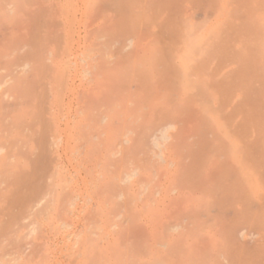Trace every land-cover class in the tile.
I'll return each mask as SVG.
<instances>
[{
	"label": "rangeland",
	"instance_id": "374dc122",
	"mask_svg": "<svg viewBox=\"0 0 264 264\" xmlns=\"http://www.w3.org/2000/svg\"><path fill=\"white\" fill-rule=\"evenodd\" d=\"M8 1L9 3L14 2L9 4L10 6H13V12L11 8V11H9L8 8V10L6 8V10H4L1 6L0 8L3 10L2 13L0 10V20L3 19V17L9 16L11 14V16H9L10 20L8 17H6L8 19H3L5 21L9 20L6 21L5 25L10 29L13 26L12 24H14L13 22L17 21L15 23L17 25L20 24L17 26L20 30L15 31L17 28L14 24L15 27H13L15 29L12 28L13 30L11 29V32L7 27H5L4 24H2V20L0 21V24L2 25H0L2 27V29L0 27V57L2 58L5 56V58L10 60L8 61L9 63L7 65L9 67L4 68L6 64L4 66H0V85H2L0 90V100L5 99L3 104L0 106V149L1 147L2 150L4 148L2 153H0V264H156L157 260L153 254V234L150 229H146V227L150 228L148 224H151L149 222H152L154 217L153 210L144 209L145 211L142 212L143 209L142 211L141 209H138V211L137 209H134L135 198H131V196L127 195V191L125 190L123 191L125 194L124 199H120V201H118L119 203H117V200L119 199V197H117L119 196L118 189L111 188L113 190L111 191L110 195V193H108L110 191V187L105 186L104 188V185H106L105 183L96 181L95 178V180H93L94 182L90 181L93 179V176L96 177V175L88 172L91 169V166L95 163L94 158H96L97 153H93L92 156L94 157L91 156V158L89 150L91 151V148L92 150L95 149L94 146L97 145L98 142L97 140H91L93 136H97V129L99 127L101 129L103 125L98 123L100 126H97L95 121H91V118L90 120L86 117L87 115L90 116L92 113H96V111L100 114L102 112L101 109H98V106H96L97 109L94 107L98 104L102 105L105 100L103 101L102 99V102L93 104L90 101L86 102V100H83L86 99L84 94L88 95L87 98L94 97L93 95H97L98 97L101 95L100 98L105 99V94L107 93L105 90L110 85H108V83L112 82L114 85L115 82L116 84L119 83L120 76L117 77L119 75L117 74L116 78L114 77L115 79H113L114 81L105 82L106 84L101 82L100 86L98 85L100 87L99 88L97 83L95 84L91 78V76L95 74L96 70L92 71V75H89L90 77L84 76V72L86 70H90L92 67L90 62L91 57H94L95 55H101L103 57L104 54H101L103 52L105 53V49L103 50V48L108 49L111 45L112 47L110 50L112 48L113 50L116 48L115 51H117L118 47L114 46L117 43H113L116 41L118 42V38L124 39L125 37L126 39L125 35H127V38L129 39H133L134 41L137 39V43L138 39H141L139 41L143 42L145 39L150 38L153 35H156V37L159 39L157 45L151 46V49L146 50V53L141 54L145 57L139 55L138 59L140 60L137 59V56L136 60H138L141 64L144 58L146 60L147 58H150V56L152 58L154 55L155 57L153 56L154 59L152 58V60L158 65H162L161 67L165 66L164 69L160 67L161 70H159V68L158 70H151L150 68V71H148L146 70V68H149L148 66L146 67L144 64H141V67H139V64L133 65V62H130L133 65L130 66L131 64L129 63V60H126L127 62L125 61V63L122 61L123 63H121V65L117 64L118 60H122V58H117L119 55L113 50V52L111 51V54L109 55H113V57L116 58L114 63H112L113 60L112 62L109 61L110 56H108L109 60L107 58V53L109 52H106V55H104L107 62H110V65L108 64V68H114L117 64L119 66L116 67L118 70L122 69L124 66L122 70H125L121 71L124 72V75H126L128 72L129 74L127 75L128 78L126 79L122 77L123 75H121V79H123L120 80L121 83L117 84L119 87L117 86L114 88L116 103L121 100L124 102L121 101L119 102L120 104H117L118 106L114 105V107H112L109 103L106 104L108 102L107 101L105 106L102 105L99 107L103 108L104 110L110 106L111 109L115 107L117 109L119 108L117 115H115V118L117 116L118 120V116L120 117V115L127 113L126 117L121 116L120 118H126L123 120V122L122 120H119L120 123L118 126L121 130L119 132V128L117 126V140L121 139L119 141H122L127 138L128 140H132V136L134 137V133L136 131V126L133 123L138 121H140V123L143 122L141 121L144 120L142 118V114L144 118L148 116L149 110H147V106H150V102H153L152 100L155 97L154 83L152 81L154 76L153 74L157 72L155 76H157V79H159L157 85L160 87V89H163V92H161L162 95L165 96L166 99H169L170 103L178 102V97L175 96V93L180 89L179 87L181 86V77L179 75L178 68H176L170 55L173 53L172 51H174V49L172 47H166L165 50V39H176L179 36L188 33L190 28L194 29V32L198 35L201 33L205 37L211 36L216 39L215 42H204L198 47H207L213 52H218V54L220 53L221 59L229 61L227 63L230 65L229 68L225 69L223 75L220 76L218 82H216L217 84L214 85L216 89L212 94L203 93V90L198 88L187 95V98L196 101L198 104L197 106H194L195 111L197 112V114L195 113L194 119L197 120V126L199 125L197 146H208V148H210L209 146H218L217 148L223 147L226 150L228 148L235 152L238 159L241 158L242 151L244 149H246L248 152L247 168L249 180L245 189L248 191L245 192L248 195L243 194L244 192L242 191L244 190V186L243 190L240 186L241 189L237 190L238 192L241 190L242 194L238 193L236 195L237 198H233L237 201H232L234 208L236 209L237 207L236 210L232 208V202L230 204L223 202L225 203L223 206H221L222 203L217 202V204H219H216L213 210H219L220 213L225 212L230 215L237 213L240 223L242 222V225L247 227V229L249 228L248 232L250 231V233L257 236L245 246L244 244H241L240 247H233L229 249L230 251H227L228 253L230 252L228 254L230 256L234 254L232 257L233 261L231 260L233 264H238L240 261L242 264H264V0ZM5 2H3L5 5L2 4L3 6L8 5L6 4L7 2ZM182 9L187 11L186 15H191L196 12L198 18L187 19L188 21L185 23V19L183 20L184 12ZM7 12H12L13 14L16 12V15H12V13L9 14ZM5 30L10 31L6 33L8 36H2L6 35ZM139 32L143 34V37H145V35L148 37L138 38V34H140ZM135 34H137V38H135ZM142 34L139 36H142ZM100 35H102L103 38H106H100ZM132 35L134 37H132ZM97 36H100V39H97L98 44L104 40L111 42H109L108 45V43L104 41L107 43L108 48L105 46L106 43L103 44V42V45L100 44V47L102 48L100 51L98 50V47L94 49V46H96L95 44L97 43H95L94 46L92 44L96 40L95 37ZM13 41L18 42L17 45L19 48H17V45L14 47L16 43ZM22 43L25 45L24 47L22 46ZM90 43L92 47L90 46L89 49H93L87 53L86 49ZM10 47L12 48L10 49ZM162 47H164V49H160ZM15 48L19 49L20 51L16 50ZM21 49L25 53H23ZM151 50L156 51L154 52ZM8 51L11 56L7 57V54L4 53H8ZM46 52L48 54L45 58H47L48 61L44 59V54ZM78 52L82 54H79ZM83 52H86L87 55H85L86 53L83 54ZM17 53H19V55L21 53L20 56L22 57L17 55ZM38 53L41 54L39 55ZM76 53L79 56L74 59ZM164 53L165 55H162ZM49 54L50 56H48ZM42 55L43 57L41 58L43 59L39 57ZM83 55H85V58ZM29 57L32 60H30ZM140 57L143 59L141 60ZM15 58H17V60ZM80 58L85 62H82ZM41 60H44L45 62H42ZM106 60H104L103 63L106 62ZM26 61L28 65L29 62L32 65H29L30 67L27 70H24V72H28L27 74L22 71L23 73L21 75V70H19L21 67L19 66L26 65ZM70 61L71 63H75V65L72 64L71 66V63H67ZM115 61H117L116 64ZM11 62H13L14 65H12ZM46 62L48 63L46 64ZM81 62L85 63L82 65L86 68L82 67ZM165 64L169 66H166ZM241 64L243 65V68H245L248 79V93L246 99H244L243 94L240 92V96L236 95V93H238V89L236 87L239 85L238 84L236 86V81L240 80L239 73L242 72ZM70 66L76 69L74 70ZM101 71L103 70L101 69ZM119 71H116L115 69L114 74L116 75V72L119 73ZM74 72L77 74V76L74 77L76 79L73 78L75 75ZM132 73H134V76H140V78L142 76L144 80L137 77L136 78L139 80L133 78ZM82 74L84 78L82 77ZM148 74H151V80L149 79L150 76ZM71 75L72 79L70 77ZM20 77L22 81H20ZM197 77L194 76L191 77V79L195 81L199 80L198 82L205 81V77L202 76V73H199ZM202 77L203 81L200 80ZM9 79H12V83L14 84L10 83L8 81ZM73 79L75 81H72ZM6 81L10 84L6 83ZM130 82H132V84L133 82L136 83L132 85ZM4 83L7 86H5ZM14 85L17 86L16 88L20 91V93L18 91L19 94L16 93L17 90L16 88L14 89ZM76 85H79L80 87L77 88ZM87 85L88 87H85ZM110 88L109 91H111ZM120 88H123V90ZM7 91H9V93ZM3 92L5 95L9 94V98L6 97L10 99L9 101H6V98H4L5 95L1 99ZM10 92L12 93V97L10 96ZM80 92H82L83 96L80 95ZM91 92L92 94H90ZM119 93L122 96L119 95ZM24 94H26L25 99L21 100L18 98V96H24ZM13 95H15V98ZM214 96L217 100H214ZM16 98L19 101L15 100ZM127 99L129 101H126ZM135 99L137 104L134 102ZM182 99L186 100V98ZM1 103L2 101H0V104ZM61 103L66 106L63 108ZM82 103L86 104L83 105ZM89 103L91 104L89 105ZM59 104H61V106H59ZM77 104L79 106H77ZM132 104L133 106L138 105L139 108L133 107ZM87 105L89 107H87ZM143 105L147 106L144 107ZM66 107L67 109L70 108V110H67ZM120 107L121 109L124 107L122 112L125 111L126 113H121ZM133 108L135 109L131 111ZM190 108L192 111H194L193 106ZM107 110L106 112L108 113ZM136 111L138 114L135 113ZM142 111L143 113H141ZM144 114H146V116ZM186 114L188 117V113ZM127 118L130 119L131 122L128 121ZM68 119L71 121L68 122ZM77 120H80L81 123ZM168 125L174 126L167 129L168 136L174 135L181 127L179 119H176L172 116H168L156 121L154 127L157 129L159 127H167ZM71 128L73 130H71ZM84 131L87 132L89 136L86 135L87 133ZM81 132L84 134L81 138H79V135H81L79 133ZM90 132H93V134ZM71 133L72 136L70 137ZM59 137L62 138L59 139ZM65 137L72 138L69 140L70 143L68 139H65ZM82 138L84 143L82 142ZM65 140L68 143V146H66L67 143H65ZM73 140L74 142H72ZM85 141H88V143ZM57 143L59 144V147H56ZM69 144L71 146H69ZM60 145L65 147L63 148ZM89 147L91 148L87 150ZM65 148H67V151H65ZM77 149L82 155L78 153ZM202 149L198 147L196 150L197 152L194 150L192 154L194 155V162H196V164L190 163L191 165L189 164V166L192 168H188L187 172L183 168L182 172H185L178 176L177 179L179 182L185 179L184 174L189 180L194 174L193 168L198 166L201 161L203 162V159L198 157L201 156L200 154ZM224 149L223 151L225 154ZM76 151L77 153H75ZM233 151L229 150L228 152H230V154L227 153L226 155L230 156ZM87 153H89V155L84 157V155ZM217 154L220 153L218 152ZM75 155H77L78 158ZM214 155H216V153L212 154V156ZM197 161H199V163ZM86 164L89 166V168L86 166ZM186 164L188 163L185 162L184 166ZM122 166L126 167H121L122 170L124 169L123 171L126 172H131L134 168L131 165L128 166L124 163ZM82 168L86 169L83 170ZM87 170L88 172H86ZM259 171L261 173L263 172V176L258 173ZM144 172L141 173L140 178H145V182H151L148 180V176L151 172ZM78 173H80V176H77ZM175 181L176 179H172L171 183H166V181H164V187L172 188L177 186L179 182H176V184ZM83 182H87L88 184H83ZM183 182H185V180ZM159 184V182L153 181L149 184L152 186H149L150 189L147 194L148 197L150 196V199L148 198L149 202H152V197L155 195L154 190H158ZM91 185L93 187H91ZM97 186H100L102 191L104 190L103 193L97 191L98 197L92 192L94 191L96 193V190H100ZM107 188H109L108 192H106ZM104 192L106 193L104 194ZM221 192H223V187L217 188L216 192L213 194H217L218 196L220 194L221 197H224V193L221 195ZM107 193L110 195V198H108V195H106ZM239 194L243 195V198L241 195L240 197L244 200L247 198V196L250 198H247L242 203L243 200L241 198L240 199L242 201L239 199ZM126 196H129L130 199H128L129 197L127 198ZM251 198L252 200L250 202L249 200ZM87 200L91 204H89ZM93 200H95V202ZM110 200L115 202L113 203ZM201 200L199 201L201 204H203ZM109 201L112 202V204ZM204 201L206 202L207 200H203V202ZM225 201H228V199ZM38 202L41 204L40 207H37L39 204ZM97 202H99V205ZM105 202H107V207H109L108 209L104 207L106 205ZM200 203L199 205H201ZM92 204L95 205L93 206ZM250 204L252 206H250ZM97 205L98 208L96 207ZM108 205H112V207ZM101 206V212H99L100 210H96L101 209ZM200 207L202 210H204L202 206ZM244 207L245 209L247 208L245 215H252L250 221L251 224L250 222L248 223V220L244 222L240 218V212L238 213V211L244 209ZM93 208L94 211L92 212L91 210H93ZM105 209L109 212H106ZM224 209L225 211H223ZM170 210L172 212V209L170 208L163 210L164 214H167L165 216V222L166 220L169 221L168 219H170L172 215V213L169 212ZM139 211L141 213H139ZM203 214H206V211ZM220 216H223V214L221 213ZM143 223L146 227L143 225ZM141 225H143L144 228L143 226L141 228ZM202 232V234H206L205 231ZM211 234L214 236V233ZM221 236L222 235L219 236L218 234L213 238L219 239L220 237V242L222 243V241L225 240H223L224 237L222 238ZM138 237L142 241L139 240L140 242H138ZM165 238L166 236L163 238V240ZM216 241L220 243L219 240ZM216 264L221 263L217 262Z\"/></svg>",
	"mask_w": 264,
	"mask_h": 264
},
{
	"label": "bare ground",
	"instance_id": "6f19581e",
	"mask_svg": "<svg viewBox=\"0 0 264 264\" xmlns=\"http://www.w3.org/2000/svg\"><path fill=\"white\" fill-rule=\"evenodd\" d=\"M11 1V0H10ZM21 1V0H19ZM23 1V0H22ZM1 5L0 7L2 6V8L4 10H6L7 8L10 10V8L12 9L13 6H10L9 4L10 3H14V2H10L8 0H5L4 1H1ZM3 2H5L6 4H8L7 6H3L5 5ZM17 2V1H15ZM3 4V5H2ZM13 5V4H11ZM15 6V5H14ZM2 8H0L1 10V13H2ZM6 8V9H5ZM192 8V7H191ZM7 9V10H8ZM15 10V9H14ZM17 11V10H16ZM23 11V10H22ZM182 11L184 12L183 13V20L185 23H187V19H197L198 18V15L195 13L191 14V15H186V10L185 9H182ZM12 12H13V9H12ZM12 12H7V13H12ZM6 13V12H5ZM4 14V13H3ZM1 14V15H3ZM8 14V15H9ZM12 15H16V12ZM11 16V14L9 15ZM9 16H6L9 18ZM6 17H3L6 18ZM6 18V19H8ZM2 20V24H6V21H9V20ZM0 20V21H1ZM122 20V19H121ZM21 21V20H19ZM96 21V20H95ZM17 22V21H15ZM15 22H13L16 26L17 29H15L14 27V24H12L13 26L9 29V27H7L5 25V27H7L10 31L12 28L16 30H20L17 26ZM1 23V22H0ZM106 24H108L107 22H105ZM27 24V23H26ZM1 25V24H0ZM8 25V24H7ZM29 25V24H27ZM189 25V24H188ZM2 26V25H1ZM0 26V27H1ZM10 26V25H9ZM26 26V25H25ZM102 26V25H101ZM112 26V25H111ZM27 27V26H26ZM124 27V26H123ZM21 28V27H20ZM63 28V27H62ZM105 28V27H104ZM103 28V29H104ZM136 28V27H135ZM2 29V27H1ZM4 29V27H3ZM49 29V28H48ZM55 29V28H54ZM53 29V30H54ZM113 29V28H112ZM9 30H5V34L8 33ZM13 30V29H12ZM59 30V29H58ZM118 30H121V29H118ZM123 30V29H122ZM136 30V29H135ZM9 31V32H10ZM101 31V30H100ZM99 31V32H100ZM106 31V30H105ZM114 31V30H113ZM126 31V30H125ZM123 31V32H125ZM134 31V30H133ZM12 32V31H11ZM45 32V31H44ZM47 32V31H46ZM98 32V33H99ZM102 32V31H101ZM100 32V33H101ZM111 32V31H110ZM119 32V31H118ZM117 32V33H118ZM122 32V33H123ZM99 33V34H100ZM109 33V32H108ZM128 33V32H127ZM136 33V32H134ZM140 34H142L141 32H139ZM97 34V33H96ZM121 34V33H120ZM138 34V33H137ZM137 34H135V38H137ZM140 34H138V38H145L143 37V34L142 36H139ZM112 35V34H111ZM122 35V34H121ZM124 35V34H123ZM2 36H8V34L6 35H2ZM88 36V35H87ZM101 36V37H100ZM100 36H97L95 37L96 40L93 42V46L95 43L98 42V40L100 38H103L102 35ZM126 36V39L124 37V39H119L118 38V42H114L113 44H115L114 46L118 47L117 48V51L116 48L113 50V48L110 50V48L112 47L110 45V47L108 48V45H109V42L108 45L106 42L104 41H100L101 45L105 44V46H107L108 49L106 48H103V50L105 51V53H101V54H104L106 55V52H109L107 53V58L108 56H110L109 54H111L110 52L113 50L116 52V54H118L120 58H122V60H118L115 61V64L117 62V64H120L123 63L122 61H125L126 60H129V63L130 62H133V65H138L139 67H141L140 65L141 64H144L146 67L148 66L149 68L146 70L150 71L149 69L151 68L152 69H156L158 70H161L164 69L165 66L161 67L162 65H158L156 62H154L150 56V58H147V55H146V60L144 58V60H142L143 58H141L142 62L140 64V62L138 60V56L141 55L142 53H146V50H149L151 49L153 45H157L158 44V38L156 37V35H153L151 36L150 38H147L145 39L143 42L142 41H139L141 39H138V43L136 41H134L133 39H129L127 38L128 36ZM100 37V38H99ZM108 37V36H107ZM111 37V36H110ZM122 37V36H121ZM132 37H134L132 35ZM164 37V36H162ZM24 38V37H23ZM99 38V39H98ZM106 37H104L103 39H105ZM160 38V37H159ZM25 39V38H24ZM98 39V40H97ZM108 39V38H107ZM168 39V40H167ZM111 40V39H110ZM4 41V40H3ZM16 41V40H15ZM13 41V42H15ZM112 41V40H111ZM216 39H214L213 37L211 36H207L205 37L203 34H196L194 32V29L190 28L189 29V32L186 33V34H183L181 36H179L178 38L176 39H169V38H166L165 39V50H166V47L167 48H170L172 47L174 49V51H172L173 53H171V57H172V60H173V63L175 64L176 68H178V71H179V75L181 77V86L179 87V91L175 93V96L178 97V102L177 103H170L169 99H166L165 96L162 95L161 92H163V89H160V87L157 85L158 83V80L157 79L158 77L155 76V74H153V78H152V81L154 83V91H155V97L153 98V102H150V106L146 105L147 106V110L148 111V116L146 118L143 117V114H142V118L144 120H141L143 121L142 123H140V121L136 122V123H133L135 126H136V131L134 133V137L132 136V140H128L125 139V140H122V141H119L121 139H118L117 140V136H118V131L117 129L119 128L118 124L120 123L119 120H125L126 118H123L124 116L126 117V112H122L124 110V107H122L123 109H121V113H126V114H122L120 115V117L118 116L119 120L117 119V116L115 118V115H117L118 113V110L119 108L117 109L116 107L111 109V106L114 107V105H117V104H120L119 102L123 101H119L116 103V98H115V94H114V91L119 83H121L120 80L121 79V75H123L122 77H124L125 79L128 78L127 75L129 74V72L124 75V70L123 67L122 69H117L116 67L118 66L117 64L115 65L116 67L114 68H108L109 67V61L113 62L114 63V60H116V58L113 57V55H111L109 58H108V62L105 58V56L103 55V57L101 55H95L94 57H91L90 58V62H91V65L92 67L90 68V70H86L84 73V76H88L90 77L89 75H92V71L93 70H96L95 71V74L93 76H91L93 82L96 84L97 83V86L101 84V82H109V81H114L113 79L116 78L117 74H119L117 77L120 76V80H119V83L116 84L115 82V85L114 83H108L109 87L105 90V92H107L105 94V99L104 98H100V96L98 97L97 95H93L94 97H90V98H87L88 95L84 94L85 95V98L86 99H83V100H86L87 101H90L91 103H100L102 102L101 100L103 99V101L105 100V102L102 104V105H106V104H110L111 106L110 107H107V110L108 113L106 112V110H104L103 108L99 107V106H102L100 104L98 105H95L94 108L97 109L96 106H98V109L100 108L101 109V113L99 114V112L96 111V113H92L90 116L87 115V119H90L91 121H95L97 123V126H100V125H103V127L100 129V127L97 129L98 130V133L97 136H93L92 137V140L91 141H95L97 140V145L94 146L95 149L92 150L91 147H93L92 145H90L91 147H89L87 150H89L91 148V151L89 150L90 152V157L93 155V153H97L96 155V158L95 159V163L94 165L91 166V169L86 171L88 173H91L93 175H96L93 176V179L90 180V181H93L96 179V181H101L102 183H105L106 185H104V188L105 186L107 187H110V191L108 192V189L106 190V192L110 193L111 195V191L113 189L111 188H114V189H118L119 191V199L117 200V203H119L118 201H120V199H124V190L127 191V195L131 196V198H135L134 199V209H138L144 212L145 210H153L154 212V217L152 219V222H149L151 224H148V227H146L143 223V225L146 227V229H150V231H152V234H153V240H154V257L155 259L157 260L156 264H216L217 262L221 263V264H233V260H232V256L228 255L229 253L227 251H230L229 249L230 248H233V247H240L241 244H244V246L248 243V242H251L253 239H255L257 236H255L254 234L250 233V231L248 232L249 228L247 229V227H245L244 225H242L243 223L241 222L240 223V220L238 218V214H233V215H230L228 213H225V212H221L223 214V216H220V212L219 210L217 211H214L213 208H215V205L217 204V202L219 203H222L221 206H223L225 203L227 204H230L232 201H237V200H234L233 198H237V194L238 193H241V190L238 192L237 189H241L243 190V186H244V190L246 189L247 187V184H248V152L246 149H244L242 151V156L240 159H238L236 157V154L233 150L231 149H224L223 147L221 148H217L218 146H209L210 148H208V146H197L198 142H197V134H198V128H199V125L197 126V120L194 119V116H195V113L197 114V112L195 111V108L194 106H197L198 104L196 103V101H193L192 99L190 98H187V95L191 92H193L195 89H198V88H201L203 90V93H213V91L216 89V87H214V85H216L218 82V79L220 78V76L223 75V73L225 72V69L229 68L230 65H228L227 62L229 61H226L224 59H221V56H220V53L218 54V52H213L210 48H207V47H198L200 44L202 43H211V42H215ZM47 42V41H46ZM104 42V43H103ZM15 46L18 44V42H15ZM57 43V42H56ZM103 43V44H102ZM111 43V42H110ZM23 44V43H22ZM100 44H95L96 46H94L96 49V47H98L99 51L102 49L100 47ZM112 44V45H113ZM14 45V44H13ZM33 45V44H32ZM98 45V46H97ZM18 46V45H17ZM23 47L25 46L24 44L22 45ZM31 46V45H30ZM43 46V45H42ZM52 46V45H51ZM91 46V43L90 45H88L87 49H89V47ZM22 47V49H23ZM33 47V46H31ZM92 47V46H91ZM12 47H10L11 49ZM19 48V46L17 47ZM41 48V47H40ZM16 49V48H15ZM21 49V50H22ZM39 49V48H38ZM71 49V48H70ZM86 49V52L88 53V51H92L93 48L87 50ZM154 49V48H153ZM156 49V48H155ZM160 49H164V47L160 48ZM13 50V49H12ZM16 50H19V49H16ZM32 50V49H31ZM60 50V49H59ZM58 50V51H59ZM158 50V48H157ZM20 51V50H19ZM45 51V50H44ZM47 51V50H46ZM99 51H96V52H99ZM112 51V52H113ZM151 51H156V50H151ZM162 51V50H161ZM2 52V51H1ZM14 52V51H13ZM23 53H25L23 50H22ZM21 52V53H22ZM56 52V51H55ZM85 52V53H86ZM95 52V53H96ZM4 53V52H3ZM9 53V51H8ZM8 53H4V54H7V57L8 56H11V54L9 55ZM20 53V55H21ZM44 53V52H43ZM79 53V52H78ZM83 52V54H85ZM87 53L85 55H87ZM91 53V52H89ZM1 54V53H0ZM3 54V55H4ZM14 54V53H13ZM35 54V53H34ZM39 54V53H38ZM41 54V53H40ZM39 54V55H40ZM48 53L46 52L44 55V59H46L48 61L46 57ZM55 54V53H54ZM79 54H82V53H79ZM93 54V52H92ZM99 54V53H98ZM115 54V53H113ZM15 55V54H14ZM17 55H19V53H17ZM19 55V56H20ZM52 55V54H51ZM58 55V53H57ZM85 55L84 58H85ZM91 55V54H90ZM145 55V54H144ZM162 55H165L162 54ZM50 56V54L48 55ZM77 56H79L77 53H76V56L74 59L77 58ZM82 56V57H83ZM89 56V54H88ZM115 56V57H116ZM136 56H137V59L136 60ZM143 56V55H141ZM14 57V56H13ZM12 57V58H13ZM22 57V56H20ZM38 57V56H37ZM40 58L43 57L42 56H39ZM69 57V56H68ZM81 57V58H82ZM131 57V58H130ZM145 57V56H143ZM155 57V56H154ZM3 58V59H2ZM0 57V66H4L6 64V66H4V68H7L9 66L8 65V60L7 58L4 57ZM25 58V57H24ZM34 58V57H33ZM39 58V59H40ZM50 58V57H49ZM80 58V60H81ZM105 58V59H104ZM17 60V58H15ZM28 59V58H27ZM30 60H32L30 57H29ZM35 59V58H34ZM33 59V60H34ZM43 59V58H41ZM54 59V58H53ZM52 59V61H53ZM106 60V62L103 63L104 60ZM124 59V60H123ZM154 59V58H153ZM156 59V58H155ZM70 60V59H69ZM89 60V58H88ZM36 61V60H35ZM42 61V60H41ZM66 61V60H65ZM75 61V60H73ZM78 61V60H77ZM82 61V60H81ZM168 61V60H167ZM166 61V62H167ZM42 62H45L44 60ZM51 62V61H50ZM80 62V61H79ZM82 62H85V61H82ZM81 62V65L85 64V63H82ZM86 62L88 63V61L86 60ZM89 62V64H90ZM127 62V61H126ZM135 62V63H134ZM139 62V63H138ZM12 65H14L13 62H11ZM48 62H46L47 64ZM67 63H71L70 62H67ZM66 64V63H65ZM75 65V63H71V66ZM78 64V63H76ZM103 64H106V65H103ZM109 64V65H108ZM131 64V63H130ZM162 64V63H161ZM171 64V63H170ZM29 65H32L30 62H29ZM27 64V61H26V65H22V66H19L21 67L19 70L20 71V74L22 75V73L24 72V70H27L30 66ZM79 65V64H78ZM77 65V66H78ZM82 65V67H83ZM113 65V66H114ZM123 65V64H122ZM126 65V64H125ZM132 64L130 66H133ZM166 65V64H165ZM44 66V65H43ZM50 66V65H49ZM70 66V67H71ZM112 66V67H113ZM137 66V67H138ZM166 66H169V65H166ZM242 66V72L239 73V76H240V80L236 81V88L238 89V93H236L237 96H240V93L243 94V97L244 99L247 98V83H248V79H247V74H246V71H245V68H243V65L241 64ZM39 67V66H38ZM85 67V66H84ZM83 67V68H84ZM119 67V66H118ZM138 67V68H139ZM144 67V66H143ZM161 67V68H160ZM44 68V67H43ZM53 68V67H52ZM68 68V67H67ZM73 68V67H71ZM70 68V69H71ZM86 68V67H85ZM145 68V67H144ZM74 70L76 68H73ZM78 69V67H77ZM101 69L103 71H101ZM113 71H112V70ZM116 69V71H119L116 72V75L114 74V70ZM130 69V68H129ZM18 70V71H19ZM50 70V69H49ZM79 70V69H78ZM166 70V69H165ZM23 71V72H22ZM53 71V70H52ZM64 71V70H63ZM98 71V72H97ZM133 71V69H132ZM146 71V72H148ZM3 72V71H2ZM66 72V70H65ZM73 72V71H72ZM78 72H83V71H78ZM97 72V73H96ZM4 73V72H3ZM26 73V71L24 72ZM28 73V72H27ZM26 73V74H27ZM71 73V72H70ZM121 73V74H120ZM199 73H202V76L205 77L204 78V82H198L199 80L195 81V80H192L191 77H194V76H198ZM1 74V73H0ZM18 74V72H17ZM25 74V75H26ZM73 74V73H72ZM74 76H77L76 72H74ZM133 74V78L137 79H142V76L140 78V76L138 77L137 75L134 76V73ZM20 75V76H21ZM24 75V76H25ZM65 75V74H64ZM149 75V74H148ZM147 75V76H148ZM151 75V74H150ZM149 75V76H150ZM205 75V76H204ZM19 76V74H18ZM28 76V75H27ZM32 76V75H31ZM83 74H82V77L84 78ZM146 76V78L148 79V77ZM63 77V76H62ZM71 79H72V75L70 76ZM81 77V79H82ZM115 77V78H114ZM137 77V78H136ZM203 77L202 80L203 81ZM10 78V76H9ZM23 78V77H22ZM151 78V76L149 77V79ZM1 79V78H0ZM15 79H16V76H15ZM19 79V78H17ZM21 79V77H20ZM76 79V78H74ZM72 80V81H75V80ZM79 79V78H77ZM80 79V80H81ZM108 81H107V80ZM137 79V80H139ZM198 79V77H197ZM6 80V79H5ZM70 80V78H69ZM86 80V79H85ZM91 80V79H90ZM141 80V81H142ZM151 80V79H150ZM149 80V82H150ZM10 83L13 82L12 79H9L8 80ZM16 81V80H15ZM19 81V80H18ZM22 81V79L20 80ZM140 81V82H141ZM187 81V82H186ZM6 81V83H9ZM69 82V81H68ZM78 82V81H77ZM85 82V81H83ZM137 82V81H136ZM136 82H133L136 83ZM139 82V83H140ZM9 83V84H10ZM17 83V82H16ZM99 83V84H98ZM132 84V82H130ZM142 83V82H141ZM152 83V82H151ZM14 84V83H12ZM78 84V83H77ZM83 84V83H82ZM106 84V83H105ZM132 84V85H133ZM5 85V83H4ZM16 85V84H15ZM14 85V86H15ZM18 85V84H17ZM92 85V84H91ZM114 85V86H112ZM7 86V85H5ZM75 86V85H74ZM73 86V88H74ZM77 86V85H76ZM90 86V85H89ZM98 86V87H99ZM103 86V85H102ZM111 86V88H110ZM4 87V86H3ZM17 86L14 87V89L16 88ZM69 87V86H68ZM80 87L79 85L77 86V88ZM84 87V86H83ZM85 87H88L85 86ZM97 87V88H98ZM119 87V86H118ZM122 87V86H120ZM153 87V86H152ZM2 88V85H0V90ZM72 88V87H71ZM72 88V89H73ZM100 88V87H99ZM109 88L111 89V91H109ZM126 88V87H125ZM13 89V90H14ZM70 89V87H69ZM76 89V88H75ZM123 90V88H120ZM17 90V91H16ZM16 93H18V89L16 88ZM71 90V89H70ZM69 90V91H70ZM76 91V90H75ZM5 92V91H4ZM2 93V97L1 99L3 98V96L5 95V93ZM9 93V91H7ZM103 92V91H102ZM100 92V93H102ZM240 92V93H239ZM14 93V92H13ZM20 93V91H19ZM18 93V94H19ZM71 93H74V92H71ZM82 95V92H80ZM149 93V92H148ZM63 94V93H62ZM77 94V93H76ZM88 94V93H87ZM92 94V92L90 93ZM153 94V93H151ZM9 94L5 95L4 98L8 97ZM12 95V93L10 92V96ZM21 95V94H20ZM25 95L24 96H18V98H20L21 100L25 99ZM28 95V94H27ZM115 95V96H114ZM118 95V93H117ZM119 95H121L119 93ZM14 98H15V95H13ZM66 96V95H65ZM69 96V95H68ZM83 96V95H82ZM104 96V95H103ZM109 96V97H108ZM122 96V95H121ZM12 97V96H11ZM74 97V96H73ZM80 97V96H79ZM9 98V97H8ZM6 98V101L10 100ZM109 98V99H108ZM182 98H186V100H183ZM214 100H217L215 99V96L213 97ZM82 99V98H81ZM143 99V98H142ZM190 99V100H189ZM15 100H18L17 98ZM141 100V99H140ZM180 100V101H179ZM2 101V103L0 104V106L3 104V101L4 100H0ZM12 101V100H11ZM19 101V100H18ZM64 101V100H63ZM62 101V103H63ZM72 101V100H71ZM108 101V102H107ZM126 101H129L128 99ZM85 102V101H84ZM107 102V103H106ZM124 102V101H123ZM133 102V100H132ZM131 102V103H132ZM134 102L136 103V99L134 100ZM133 102V103H134ZM246 102V100H245ZM244 102V103H245ZM61 103V104H62ZM74 103V102H73ZM89 103V105L91 104ZM106 103V104H105ZM126 103V102H125ZM130 103V102H128ZM204 103V101H203ZM61 104H59V106H61ZM68 104V102H67ZM70 104V102H69ZM83 105L86 104V103H82ZM127 104V103H126ZM137 104V103H136ZM246 104V103H245ZM63 105V104H62ZM82 105V106H83ZM66 106V105H65ZM63 105V108L65 107ZM77 106H79L77 104ZM76 106V107H77ZM80 106V107H82ZM93 106V105H92ZM91 106V108H92ZM109 106V105H107ZM118 106V105H117ZM120 106V105H119ZM123 106V104H122ZM125 106V105H124ZM133 106V104H132ZM144 106V105H143ZM144 106V107H146ZM193 106V109L194 111L191 110L190 107ZM246 106V105H245ZM68 107V105H67ZM66 107V109H67ZM71 107V106H69ZM87 107H89L87 105ZM133 107L137 108L138 105H134ZM142 107V108H144ZM135 108L131 109L134 110ZM139 108V107H138ZM74 109V108H73ZM77 109V108H76ZM82 109V108H81ZM104 111H103V110ZM67 110H70V108H68ZM130 110V109H129ZM127 110V111H129ZM66 111V110H65ZM75 111V110H74ZM78 111V110H76ZM81 111V110H80ZM86 111V110H85ZM90 111V110H89ZM100 111V110H99ZM130 111V112H131ZM140 111V110H139ZM145 111V110H143ZM143 111L141 113H143ZM61 112V111H60ZM64 112V111H63ZM72 112V111H70ZM83 112V111H81ZM88 112V111H87ZM104 112V114H103ZM107 114H106V113ZM120 112V111H119ZM120 113V114H121ZM129 113V112H128ZM136 114L137 111L135 112ZM188 113V117H187V114ZM69 114V113H68ZM147 114V113H146ZM146 114H144L146 116ZM70 115V114H69ZM72 115V113H71ZM59 116V115H58ZM121 116H123L122 118L123 119H120ZM168 116H172L176 119H179V122H180V128L179 130L172 136H168V133H167V129L169 128H172L174 126L172 125H168L167 127H159L157 129H155L154 125H155V122L158 121V120H161L165 117H168ZM66 117V116H64ZM68 117V115H67ZM74 117V116H73ZM133 118V117H132ZM81 119V118H79ZM188 119V120H187ZM69 120V119H68ZM67 120V121H68ZM85 120V119H84ZM128 121H130V119L127 118ZM132 120V119H131ZM71 120H69L68 122H70ZM74 121V120H73ZM80 122V120H77ZM125 122V121H124ZM131 122V121H130ZM129 122V123H130ZM81 123V122H80ZM85 123V122H84ZM98 123H101L100 125ZM83 124V123H82ZM88 124V123H87ZM123 124V123H122ZM60 125V124H59ZM68 125V124H67ZM77 125V124H76ZM121 125V124H120ZM157 125V124H156ZM66 126V125H65ZM69 126V125H68ZM67 126V127H68ZM78 126V125H77ZM93 126V125H92ZM96 126V125H94ZM118 126V128H117ZM74 127V126H73ZM72 127V128H73ZM76 127V126H75ZM82 127V126H81ZM88 127V126H87ZM59 128V127H58ZM71 128V130H73ZM93 128V127H92ZM92 128H91V131H92ZM96 128V127H95ZM86 129V128H84ZM68 130V128H67ZM96 130V129H95ZM120 128H119V132H120ZM77 131V130H76ZM66 132V131H65ZM85 132V131H84ZM87 133V132H85ZM91 134H93V132H90ZM131 133V132H130ZM64 134V133H63ZM78 134V133H77ZM76 134V135H77ZM81 135H79L81 138L82 135L84 133H79ZM88 135V133L86 134ZM85 135V136H86ZM61 136V135H60ZM72 136V133L70 135V137ZM78 136V135H77ZM84 136V137H85ZM89 136V135H88ZM124 136V135H123ZM66 138L65 139H68V141L72 138ZM74 137V135H73ZM62 138V137H59V139ZM75 138V137H74ZM78 138V137H76ZM78 138V139H79ZM58 139V141H59ZM117 140V141H116ZM77 141V140H76ZM90 141V140H89ZM57 142V141H56ZM61 142V141H60ZM59 142V143H60ZM74 142V140L72 141ZM78 142V141H77ZM82 142H83V138H82ZM86 143H88V141H85ZM65 143L66 140H65ZM70 143V141H69ZM84 143V142H83ZM85 143V144H86ZM91 143V142H89ZM95 143V142H94ZM62 144V143H60ZM75 144V143H73ZM92 144V143H91ZM96 144V143H95ZM59 144L57 143L56 144V147L58 146ZM62 146V145H60ZM66 146H68V143L66 144ZM69 146H71L69 144ZM87 146V145H86ZM85 146V147H86ZM59 147V146H58ZM63 147V146H62ZM65 147V146H64ZM63 147V148H64ZM74 147V146H73ZM78 147V146H77ZM84 147V146H82ZM200 147V149H203L201 150V156H198L200 158L203 159V162L201 161V163H199V161H197L199 164L198 166H194L195 168H193V175L192 177L188 180V178H186L185 174H184V180L185 182H183L184 180L180 181L177 179L179 175L183 174L185 171L182 172L183 168L186 170L187 172V169L188 168H192L191 166H189L190 163H195V158H194V155L192 154L194 152V150L196 151L197 148ZM76 148V147H75ZM58 149V148H57ZM67 151V148H65ZM86 149V148H85ZM190 149V150H189ZM223 149L225 150V154H224V151ZM4 150V148H3ZM2 147L0 149V153H2ZM59 150V149H58ZM64 150V149H63ZM80 150V148H79ZM82 150V149H81ZM233 151L231 153L230 156L226 155L227 153L230 154V152L228 151ZM61 151V150H60ZM78 151V149H77ZM77 151L75 153H77ZM83 151H84V148H83ZM82 151V152H83ZM86 151V150H85ZM208 151H209V156H208ZM227 151V152H226ZM92 152V153H91ZM197 152V151H196ZM206 152H207V156H206ZM220 153V154H217V153ZM260 152V151H258ZM79 153V151H78ZM85 153V152H84ZM213 153H216V155L212 156ZM81 154V152L79 153ZM256 154V152H255ZM258 154V153H257ZM261 154V153H260ZM259 154V155H260ZM82 155V154H81ZM84 155V154H83ZM88 156L89 153L85 154V156ZM95 155V154H94ZM198 155H199V150H198ZM254 155V154H253ZM263 155V154H262ZM77 158L78 156L75 155ZM80 156V155H79ZM227 156V158H226ZM257 156V155H256ZM255 156V157H256ZM94 157V156H92ZM91 157V158H92ZM197 157V155H196ZM197 157V159H198ZM260 157V156H259ZM76 158V159H77ZM81 158V157H80ZM88 158V157H87ZM199 158V159H200ZM257 158V157H256ZM255 158V159H256ZM83 159V157H82ZM89 159V158H88ZM59 160V158H58ZM57 160V161H58ZM78 160V159H77ZM86 160V158H85ZM84 160V161H85ZM90 160V159H89ZM87 160V161H89ZM76 161V160H75ZM83 161V160H82ZM127 161V162H125ZM261 161V160H260ZM259 161V162H260ZM61 162V161H60ZM79 162V161H77ZM186 164L184 166V164ZM255 162V161H253ZM258 162V163H259ZM123 163L126 165H131L133 168V170L131 172H126V171H123L122 168H126L123 165ZM80 164V163H79ZM255 164V163H254ZM253 164V165H254ZM74 165V164H73ZM78 165V164H77ZM91 165V164H90ZM191 165V164H190ZM61 166V165H60ZM86 166H88L86 164ZM62 167V166H61ZM76 167V166H75ZM85 167V165H84ZM122 167V168H121ZM260 167V166H259ZM60 168V167H59ZM89 168V166H88ZM79 169V167H78ZM83 170H85L84 168H82ZM259 169V168H258ZM261 169V168H260ZM80 170V169H79ZM63 171V170H62ZM144 171H150V175L148 176V180L151 181V182H145V178L141 179L140 178V175L142 172ZM60 172V170H59ZM85 172V171H84ZM87 173V174H88ZM145 173V172H144ZM148 173V172H147ZM259 174L262 175V173L259 171L258 172ZM80 176V173L77 174V176ZM82 175V174H81ZM144 175V174H143ZM142 175V176H143ZM240 175V176H239ZM183 176V175H182ZM239 176V177H238ZM263 176V175H262ZM146 177V176H145ZM78 178V177H77ZM84 178V177H82ZM95 178V179H94ZM180 178V177H179ZM172 179H176L175 183L178 182V185L177 186H174L172 188H165V184L164 181L167 182H170L171 183V180ZM76 180V179H75ZM89 180V179H88ZM74 181V180H72ZM153 182H159V186H158V190L155 191V195L154 197H152V202L150 201L149 202V199H150V196L148 197L147 194L149 192V189L151 185H149L150 183ZM163 181V182H162ZM262 181V179H261ZM67 182V181H66ZM88 182V181H87ZM86 182V183H87ZM94 182V181H93ZM92 182V183H93ZM70 183V182H69ZM85 182H83L84 184ZM85 183V184H86ZM91 183V182H90ZM101 183V184H102ZM176 183V184H177ZM68 184V183H67ZM73 184V183H71ZM79 184V183H78ZM88 184V183H87ZM169 184V183H168ZM99 185V184H98ZM221 185V186H220ZM85 186V185H84ZM153 186V184H152ZM151 186V187H152ZM156 186V184H155ZM171 186V184H170ZM169 186V187H170ZM241 186V188H240ZM86 187V186H85ZM88 187V186H87ZM90 187V186H89ZM91 187H93L91 185ZM90 187V188H91ZM99 187L98 189L100 190H96V193L94 191L93 194H96V196L98 197L97 195V191L100 192V193H103V191L101 190L102 188H100V186H97ZM96 187V189H97ZM103 187V186H102ZM154 187V186H153ZM220 187H223V192H221V195L223 194L224 197H221L220 194L219 196L217 194H213L214 192H216L217 188H220ZM82 188V187H81ZM95 188V186H94ZM79 189V188H78ZM95 190V189H93ZM242 191L244 192L243 194H246L248 195L247 193L245 192H248L247 190L245 191ZM118 191H117V194H118ZM151 191V190H150ZM153 191V190H152ZM104 192V194L106 193ZM115 192V191H114ZM106 194L108 195V198H110V195L109 194ZM113 193V192H112ZM114 194V193H113ZM116 194V193H115ZM242 194V193H241ZM239 194V199L241 198ZM102 196V195H101ZM128 196V197H129ZM242 198H243V195H241ZM104 197V196H103ZM127 197V196H126ZM127 197V198H128ZM203 197V198H201ZM77 198V197H76ZM106 198V197H104ZM149 198V199H148ZM224 198V200H223ZM231 198V199H230ZM241 198V199H242ZM247 198L249 199L250 197L247 196ZM246 198V199H247ZM264 198V197H263ZM91 199V198H90ZM100 199V198H99ZM113 199V198H112ZM130 199V197L128 198ZM207 200L206 202L203 200ZM226 199H228V201H225ZM231 201H230V200ZM240 199V200H241ZM245 199V200H246ZM75 200V199H74ZM101 200V199H100ZM202 201L203 204L200 203V201ZM219 200V201H218ZM243 200V201H242ZM242 203L245 201L244 199H242ZM252 198L249 200L251 202ZM264 200V199H263ZM262 200V201H263ZM88 201V200H87ZM95 202V200H93ZM97 201V199H96ZM99 201V200H98ZM108 201V200H107ZM113 202V200H110ZM109 201V202H110ZM221 201V202H220ZM261 201V202H262ZM100 202V201H99ZM97 202V204L99 203ZM103 202V201H101ZM108 202V203H109ZM112 202H110L112 204ZM115 202V201H114ZM113 202V203H114ZM225 202V203H223ZM239 202V201H238ZM248 202V201H247ZM39 203V202H38ZM89 203V201H88ZM199 203L201 205H199ZM205 203V204H204ZM218 203V204H219ZM259 203V202H258ZM40 204V203H39ZM38 204V205H39ZM91 204V203H89ZM102 204V203H101ZM100 204V205H101ZM105 206L107 209L109 207H107V202H105ZM116 204V203H115ZM217 204V205H218ZM233 206V202L231 203ZM238 204V203H237ZM248 204V203H247ZM246 204V206H247ZM262 204V203H261ZM37 207H40L41 204ZM93 205V204H92ZM95 205V204H94ZM93 205V206H94ZM99 205V204H98ZM98 205L96 206L98 208ZM171 205V207H170ZM205 205V206H204ZM236 205V204H235ZM242 205V204H241ZM240 205V206H241ZM260 205V204H259ZM108 206H111L112 205H108ZM200 206H204L202 210V208ZM250 206H252L250 204ZM262 206V205H261ZM36 207V208H37ZM35 208V209H36ZM100 208V207H99ZM114 208V206H113ZM168 208L172 209V212L171 210L169 212L172 213L170 219H168L169 221L166 220L165 222V216L167 214H164V209L167 210ZM234 208V206L232 207ZM34 209V210H35ZM145 209V210H144ZM235 209V208H234ZM237 209V207H236ZM235 209V210H236ZM238 209H239V206H238ZM241 209V208H240ZM247 209V208H246ZM246 209L244 207V209H241L238 211V213L240 214V218L241 220H243L244 222L246 220H248V223L251 221V216H246ZM251 209V208H250ZM253 209H254V206H253ZM96 210H100L99 212H101L102 210V206H101V209H96ZM106 210V209H105ZM111 210V209H109ZM234 210V211H235ZM92 212L94 211V208L93 210H91ZM108 210H106L107 212ZM135 211V210H134ZM206 211V214H203L204 212ZM225 211V209L223 210ZM228 211V210H227ZM232 211V209H231ZM258 211V210H257ZM98 212V211H97ZM109 212V211H108ZM136 212V211H135ZM166 212V211H165ZM248 212V210H247ZM96 213V212H94ZM139 213H141L139 211ZM152 213V212H151ZM167 213V212H166ZM235 213V212H233ZM250 213V212H249ZM203 214V215H202ZM170 215V214H169ZM248 215V214H247ZM249 218V219H248ZM144 222V221H143ZM251 224V222H250ZM249 224V225H250ZM141 225V228L142 226ZM263 225V224H262ZM143 226V228H144ZM202 231H205L206 234H202L203 232ZM211 233H214L212 236ZM221 233V234H220ZM211 234V235H210ZM219 234L222 235L221 237L224 239L223 240H227L226 242L225 241H222V243L220 242V237L219 239H214L213 237L217 236ZM226 235V236H225ZM166 236V240L164 241L163 238ZM212 236V237H211ZM225 237H228V238H225ZM139 238V237H138ZM137 238V241L140 242L142 241L140 238L138 239ZM140 240V241H139ZM144 240V239H143ZM216 240H219L220 243H218ZM164 241V242H163ZM242 247V246H241ZM245 248V247H244ZM243 248V249H244ZM247 248V247H246ZM180 249V251H179ZM248 249V248H247ZM250 250V249H249ZM246 251V250H245ZM251 251V250H250ZM178 253V254H177ZM232 253V252H231ZM239 254V253H237ZM260 257V256H259ZM232 260V261H231ZM241 262V261H240ZM240 262H238V264H240ZM256 263V262H255ZM242 264V262H241Z\"/></svg>",
	"mask_w": 264,
	"mask_h": 264
}]
</instances>
